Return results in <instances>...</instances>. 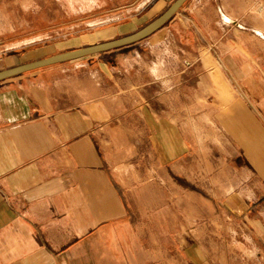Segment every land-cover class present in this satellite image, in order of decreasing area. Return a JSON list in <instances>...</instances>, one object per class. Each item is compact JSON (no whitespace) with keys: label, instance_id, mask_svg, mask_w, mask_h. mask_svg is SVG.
<instances>
[{"label":"crops","instance_id":"crops-1","mask_svg":"<svg viewBox=\"0 0 264 264\" xmlns=\"http://www.w3.org/2000/svg\"><path fill=\"white\" fill-rule=\"evenodd\" d=\"M214 1L215 71L228 72L243 94L218 109L228 128V186L203 178L196 198L243 228L255 264H264V0ZM209 22L198 16L203 31ZM153 32L0 79V264H210L203 244L174 238L171 222L152 227V199L174 197L152 191V159L165 185L191 167L187 136L166 116L164 140L152 143ZM77 47L15 41L0 52V70ZM130 85L146 106L150 140L128 155L110 122L126 117Z\"/></svg>","mask_w":264,"mask_h":264},{"label":"rangeland","instance_id":"rangeland-1","mask_svg":"<svg viewBox=\"0 0 264 264\" xmlns=\"http://www.w3.org/2000/svg\"><path fill=\"white\" fill-rule=\"evenodd\" d=\"M143 1L0 0V52L6 44L26 39H33L34 43L50 41L56 50L105 41L124 28L140 27L173 0ZM154 1L160 5L152 10L149 7ZM182 6L152 33V68L155 66V70H152V102L149 104L152 143L164 140V127L168 122L176 125L185 132L190 144L191 167L176 178L177 182L173 180V184L165 185L159 180L164 169L152 159V177L147 176L152 178V191H173L174 196L152 199V212H158L152 214V227L164 228L165 223L171 222L174 238L203 244L210 264H255L254 247L246 242V231L217 214L208 200L202 203L196 198L204 191L200 183L203 178L214 176V181L220 180L228 186L229 168L221 165L223 158H228V128L225 120L219 118L218 109L225 106L231 94H243V90L236 86L228 72L215 71L210 36L214 15H219L216 2L189 0ZM203 15L210 20L207 31L198 28V16ZM253 74L259 77L258 72L253 71ZM259 88L253 87L254 90ZM134 90L133 85L126 88V117L110 122L121 128L120 144L128 155L133 153L128 151L133 143L150 140L145 129L146 106L135 100ZM144 158L147 159L146 155L142 161ZM145 163L148 164V160ZM140 177H144L143 174ZM156 235L164 239V231Z\"/></svg>","mask_w":264,"mask_h":264},{"label":"water","instance_id":"water-1","mask_svg":"<svg viewBox=\"0 0 264 264\" xmlns=\"http://www.w3.org/2000/svg\"><path fill=\"white\" fill-rule=\"evenodd\" d=\"M186 0H173L168 7L161 12L158 16H156L153 20L145 24L143 27L135 30L134 32H131L129 34L93 43L90 45H85L81 47H77L74 49L62 51L59 53H55L37 60L29 61L23 64H20L18 66L0 70V79L21 73L24 71L36 69L39 67L47 66L53 63H58L61 61L81 57L84 55H88L91 53H96L104 50H108L111 48L123 46L129 43H132L134 41H137L146 35L150 34L151 32L155 31L157 28H159L161 25H163L167 20H169L172 15L178 11L180 6L185 2Z\"/></svg>","mask_w":264,"mask_h":264}]
</instances>
